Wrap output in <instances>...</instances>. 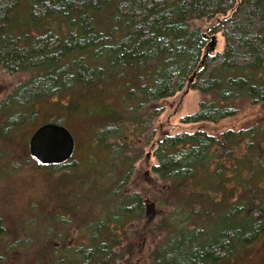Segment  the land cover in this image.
Masks as SVG:
<instances>
[{"label": "trees", "instance_id": "1", "mask_svg": "<svg viewBox=\"0 0 264 264\" xmlns=\"http://www.w3.org/2000/svg\"><path fill=\"white\" fill-rule=\"evenodd\" d=\"M201 19H216L210 34L222 32V52L210 55L207 33L192 24ZM0 68L26 75L0 99V165L10 163L0 172L33 164L55 179L15 224L0 217V264L21 254L25 264H127L138 256L122 252L146 209L126 186L153 138L158 102L200 92L199 110L182 124H216L236 115L238 102L264 103V0H0ZM40 103L54 115L46 123L74 139L65 125L74 121L91 135L88 161L31 159L28 128ZM155 145L152 197L171 209L149 264H223L264 236L259 130L197 129Z\"/></svg>", "mask_w": 264, "mask_h": 264}, {"label": "rangeland", "instance_id": "2", "mask_svg": "<svg viewBox=\"0 0 264 264\" xmlns=\"http://www.w3.org/2000/svg\"><path fill=\"white\" fill-rule=\"evenodd\" d=\"M215 21L216 19H201L192 22L193 26L199 27L201 31L207 33L206 37L209 39L208 44H210L212 50L210 52L211 56L222 52L226 44L221 31L210 34V28H212ZM192 78L193 74L190 75L189 80ZM25 79L26 75H12L4 70H0V99L3 98L14 85L23 82ZM201 101L202 95L200 92L186 89L183 92L175 94L173 97L158 102L162 112L153 118L150 123V134L153 135V138L149 141L147 146H143L142 158L136 163L130 181L126 186L127 191L140 193L144 197L146 204H148L147 208L145 206V209L148 210V214H146L139 225L142 232H140L135 240L130 239L132 246H129L128 250L122 252L126 256L129 253V256H138L131 259L127 264H149V255L153 251L155 244L162 239L166 233L162 230L163 227H165L163 220L166 215L170 213L171 208L162 207V209H160L159 205L153 201L152 197L154 193L157 194V186L159 184V182L156 181L157 176L151 171L152 167L157 164L153 152L156 147L155 142L159 138L166 134L173 135L180 132L191 133L197 129L215 135L227 129L234 130L235 132L257 129L261 133V136H264V132H262V130L264 131V103L251 106L246 102H238L236 104L238 109L236 115L216 124L180 123V117L193 114L199 110ZM49 106L50 105L47 103H40V115L37 121L28 128L29 137L36 127L45 124L51 116H54L51 115ZM65 125L75 136L74 152L68 161L72 163L88 161L91 157H89L90 147L87 146L88 139L91 135L88 133L86 135L74 121H66ZM24 147V143L21 144L22 150H24ZM19 154H21V149L19 150V148H17L16 155ZM93 160L94 162L96 161L95 159ZM13 163L14 161H12L11 164ZM4 165H10V163L4 161ZM4 165H0V167H4ZM49 182L54 185L55 179L51 178L46 180L44 174L37 172L33 164L21 168L18 173H14L10 176L0 172V217L4 218L7 228L15 224L16 221L20 219V216H25L24 213H26V208H33L36 204H42L44 198L49 195ZM53 208L54 206L52 209ZM156 227H159V230H155ZM131 237L132 235H129V238ZM55 242L56 240L51 242L52 248H55ZM263 256L264 236L261 235L250 245L248 251H243L233 256L229 262L223 264H264ZM256 258L257 260H255ZM25 259V254L14 255L10 258V264H25Z\"/></svg>", "mask_w": 264, "mask_h": 264}, {"label": "water", "instance_id": "3", "mask_svg": "<svg viewBox=\"0 0 264 264\" xmlns=\"http://www.w3.org/2000/svg\"><path fill=\"white\" fill-rule=\"evenodd\" d=\"M74 147L71 133L65 127L55 123L39 126L28 139L29 155L39 166L66 163L72 157Z\"/></svg>", "mask_w": 264, "mask_h": 264}, {"label": "flooded vegetation", "instance_id": "4", "mask_svg": "<svg viewBox=\"0 0 264 264\" xmlns=\"http://www.w3.org/2000/svg\"><path fill=\"white\" fill-rule=\"evenodd\" d=\"M145 206H146V208L148 207V204H146V202H145ZM145 212H146V214H148V210H146Z\"/></svg>", "mask_w": 264, "mask_h": 264}]
</instances>
